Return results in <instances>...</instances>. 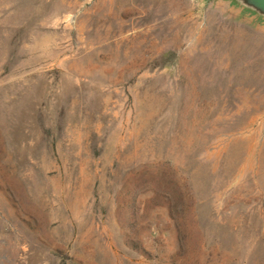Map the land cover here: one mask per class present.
Segmentation results:
<instances>
[{"label":"rangeland","instance_id":"1","mask_svg":"<svg viewBox=\"0 0 264 264\" xmlns=\"http://www.w3.org/2000/svg\"><path fill=\"white\" fill-rule=\"evenodd\" d=\"M0 264H264V25L0 0Z\"/></svg>","mask_w":264,"mask_h":264},{"label":"water","instance_id":"2","mask_svg":"<svg viewBox=\"0 0 264 264\" xmlns=\"http://www.w3.org/2000/svg\"><path fill=\"white\" fill-rule=\"evenodd\" d=\"M213 0H206L210 4ZM229 9L264 25V0H219Z\"/></svg>","mask_w":264,"mask_h":264}]
</instances>
